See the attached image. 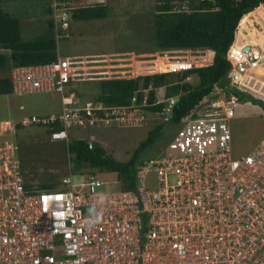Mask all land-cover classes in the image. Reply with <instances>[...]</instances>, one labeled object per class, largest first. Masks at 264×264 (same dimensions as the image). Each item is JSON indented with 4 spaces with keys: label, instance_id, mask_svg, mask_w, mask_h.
Masks as SVG:
<instances>
[{
    "label": "built area",
    "instance_id": "1",
    "mask_svg": "<svg viewBox=\"0 0 264 264\" xmlns=\"http://www.w3.org/2000/svg\"><path fill=\"white\" fill-rule=\"evenodd\" d=\"M51 1L58 42L68 36L75 6L73 0ZM173 10L189 12V0ZM246 45L233 41L227 52L226 83L240 90L249 71L264 64V53ZM202 55L170 56L173 66L166 72L203 66L197 64ZM93 71L80 58L59 54L49 63L12 69L14 94L57 92L61 110L15 122L0 119V264H264V142L234 158L230 120L239 99L225 88L206 113L183 122L160 155L135 165L133 189L94 191L102 185L96 174L75 182L71 172L56 188H25L20 127L43 125L51 141L68 145L72 128L132 127L145 120L146 94L108 104L64 93L69 81L110 75ZM155 100L167 104L161 115L168 121L177 97H166L162 86ZM152 171L154 189L146 183Z\"/></svg>",
    "mask_w": 264,
    "mask_h": 264
},
{
    "label": "trees",
    "instance_id": "2",
    "mask_svg": "<svg viewBox=\"0 0 264 264\" xmlns=\"http://www.w3.org/2000/svg\"><path fill=\"white\" fill-rule=\"evenodd\" d=\"M181 3L182 0H155L154 48L157 51L210 49L214 52L212 62L181 72H156L128 78L87 79L83 82L69 81L67 84L77 82L71 91H75V95L81 101L102 100L108 104H127L134 94L139 100L146 94L150 103L146 109L151 112H163L167 104L155 103L157 88L162 86L165 87L166 97L176 96L177 100L169 120L153 128L127 161L116 159L97 142L93 143L92 148L89 146L90 141L86 139L71 138L68 145L64 141L59 142L63 145L59 153L61 157L59 162H68L70 166V170L64 175H68L69 172L79 176L86 173L116 172L121 189H133L135 165L138 163L139 155L152 143L154 137H159L163 133L165 123L182 125L186 119L197 118L206 113L210 103L220 97V88H225L229 94L237 95L239 101L250 100L252 103L264 105L263 99L226 83V75L231 68L227 52L234 41L235 32L240 24L245 28L246 24L251 22L246 17L261 5L264 6V0H189V12L174 11V5L181 6ZM70 13L72 21H90L105 18L107 7L103 5L74 7ZM51 14V0H33L28 4H25V0H0V95L13 93L14 67L45 64L57 59V41ZM41 15L48 18L46 29L34 38H24L22 18H40ZM203 55L206 56L202 59H207L209 51ZM158 58L154 62L161 70L162 66L173 65L166 57ZM200 63L199 61L197 64ZM190 75L196 77V81L186 80ZM19 146L21 149L20 144ZM20 149L21 173L25 180V188L30 189L34 185L38 190H45L59 186L62 178L55 181V173L46 175L51 182L47 180L35 182L36 177L31 175V170L25 171L30 165L29 157L36 158L41 149L32 148L31 144L27 146L25 152H20Z\"/></svg>",
    "mask_w": 264,
    "mask_h": 264
},
{
    "label": "rangeland",
    "instance_id": "3",
    "mask_svg": "<svg viewBox=\"0 0 264 264\" xmlns=\"http://www.w3.org/2000/svg\"><path fill=\"white\" fill-rule=\"evenodd\" d=\"M114 1H117L114 8L109 6L110 0L107 4H103V6L107 7L105 18L77 22L70 20L71 29L68 30L69 37L61 38L57 42L58 54L72 57L77 53L137 52L148 51L154 48V11L151 1L144 0L143 3L139 0ZM29 2H33V0H25V4ZM81 7L88 6L83 4ZM248 16L251 22L247 23L245 28L241 24L239 25V28L235 32L236 38L234 44L242 45L246 43L251 46L254 45V51L259 50L264 53V6L261 5ZM47 20L48 18L43 15L40 18L23 17V37L30 39L43 32L46 29ZM198 50L200 49L159 51L156 55L148 57L146 62L143 61V58L136 57L138 62L130 63L129 69H133V71L127 75H136L135 72L137 71L138 74L161 72V69L154 62L159 59L158 57H166L168 60L170 56L185 58L207 53L206 51L205 53H201ZM210 52L212 53L211 50ZM109 55H113L111 57L114 58L123 54ZM200 62L202 65L207 64L203 63V61ZM172 66H166L162 71H169ZM251 75L255 76V78H250ZM98 76L103 75L92 77ZM196 79L193 75L186 78V80L192 82L196 81ZM245 81L247 82L246 87H243L245 92L257 98H264V64L253 72L249 71V77ZM76 84L77 82L65 84L64 93L69 94L73 85ZM19 105H22L23 108H19ZM233 107L236 111L235 116L230 120L233 136V156L234 158H240L264 142V105L262 103L255 104L249 100L239 101ZM60 110V94L57 92L0 95V119L11 118L15 122L21 120L23 117H30L32 115L44 116L51 112L58 113ZM145 116V120L139 126L131 127L112 124L91 128H72L69 134L71 138L97 142L116 159L127 161L135 153L141 142L148 137L149 132L165 121V116L161 115V113L148 111ZM180 127L181 124L165 123L163 133L159 137H154L152 143L140 153L138 162L142 164L145 160L160 155L162 149L174 139ZM18 141L22 147L20 152L27 151V146L30 144L32 148L42 150L36 158L29 157L30 165L25 168V171L31 170V175L36 177L35 182H42L44 180L51 182L50 179H47L49 177L46 175L53 173L56 174L54 177L55 181H59L60 178L65 176V172L69 171L68 162H59V158H61L59 153L63 148L61 144L63 141L51 142L45 126L30 124L20 127ZM96 177L102 182V185L93 187L94 191H117L121 189L116 172H100L96 173ZM82 179L83 176L73 175L75 182ZM146 183L148 188H156L157 177L153 171L147 174ZM87 211L90 212V208Z\"/></svg>",
    "mask_w": 264,
    "mask_h": 264
},
{
    "label": "crops",
    "instance_id": "4",
    "mask_svg": "<svg viewBox=\"0 0 264 264\" xmlns=\"http://www.w3.org/2000/svg\"><path fill=\"white\" fill-rule=\"evenodd\" d=\"M108 1L109 0H73V3H74L75 7H81L83 4L90 7V6H94V5L107 4ZM110 1L111 2L109 4V6H112L114 8V5L117 3V1H114V0H110ZM139 1L141 3L144 2V0H139ZM147 1H149V2L151 1L152 6H153V11H154L155 0H147ZM248 19H250L249 16H248ZM74 22H76V21H74ZM157 53H159V51H157L155 48H152L148 51L143 50V51H137V52H128V51L120 52V51H118V52H113V53H98V52L97 53H87V54L77 53V54H75V56H72V57L80 58L83 62V67L88 68L89 70H94L93 72H97L99 70L108 71L109 74H111V75L107 76V78H112V77H126V78H128V77H135L137 75H143L140 73L139 74L136 73V75H127L129 72L133 71V69H129L130 63L138 62L136 60V57H141V58H143V61L146 62L147 61L146 59H148V57L156 55ZM212 53L214 54L213 51H212ZM109 54H123V55H118L119 57L113 58V57H111L113 55H109ZM213 54H212V58H213ZM112 75H115V76H112ZM119 75H122V76H119ZM97 78L98 77H91V78H87V79L92 80V79H97ZM101 78H104V76ZM87 79H83L81 81H84ZM11 94H14V93H11ZM5 95L7 96L9 94H5ZM20 106H22V105H19V108H20ZM39 108H41V107H39ZM42 108H45V107H42ZM51 113H54V112H51ZM44 116H46V115H44Z\"/></svg>",
    "mask_w": 264,
    "mask_h": 264
},
{
    "label": "bare ground",
    "instance_id": "5",
    "mask_svg": "<svg viewBox=\"0 0 264 264\" xmlns=\"http://www.w3.org/2000/svg\"><path fill=\"white\" fill-rule=\"evenodd\" d=\"M246 18H248V16H247ZM246 18H245V19H246ZM209 54H210V55H209V57H208L207 59H201L200 61H203V63H206V62L209 63V62L211 61L210 57L212 56V53L209 51ZM205 56H206V55H205ZM205 56L202 55V57H205ZM207 56H208V55H207ZM208 63H207V64H208ZM163 68H165V66H162V69H163ZM243 79H244L243 76L239 78L240 81H242ZM226 80H230L229 77H228V75H227V77H226Z\"/></svg>",
    "mask_w": 264,
    "mask_h": 264
},
{
    "label": "clouds",
    "instance_id": "6",
    "mask_svg": "<svg viewBox=\"0 0 264 264\" xmlns=\"http://www.w3.org/2000/svg\"><path fill=\"white\" fill-rule=\"evenodd\" d=\"M205 50H210V49H205ZM211 51H212V50H211ZM212 59H213V58H212ZM211 62H212V60H211ZM211 62H210V63H211ZM210 63H209V64H210ZM207 65H208V64H207ZM143 75H144V74H143ZM263 99H264V98H263ZM156 113H161V112H156ZM19 129H20V128H19ZM93 143H94V142H93Z\"/></svg>",
    "mask_w": 264,
    "mask_h": 264
},
{
    "label": "water",
    "instance_id": "7",
    "mask_svg": "<svg viewBox=\"0 0 264 264\" xmlns=\"http://www.w3.org/2000/svg\"><path fill=\"white\" fill-rule=\"evenodd\" d=\"M244 49L249 50L250 49V46L249 45H246Z\"/></svg>",
    "mask_w": 264,
    "mask_h": 264
}]
</instances>
